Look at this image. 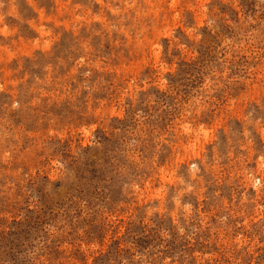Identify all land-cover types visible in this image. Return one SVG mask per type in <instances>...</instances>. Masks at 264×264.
<instances>
[{
    "label": "clouds",
    "instance_id": "9594fccd",
    "mask_svg": "<svg viewBox=\"0 0 264 264\" xmlns=\"http://www.w3.org/2000/svg\"><path fill=\"white\" fill-rule=\"evenodd\" d=\"M25 3L0 0V264H264V0Z\"/></svg>",
    "mask_w": 264,
    "mask_h": 264
},
{
    "label": "rangeland",
    "instance_id": "374dc122",
    "mask_svg": "<svg viewBox=\"0 0 264 264\" xmlns=\"http://www.w3.org/2000/svg\"><path fill=\"white\" fill-rule=\"evenodd\" d=\"M8 3H9V0H4V4L6 5L4 11H8V7H7ZM15 8L19 12V14L25 18H28L31 15V10L28 8L27 4L25 3V0H16ZM185 11H186L185 18L190 24L193 20V13L190 11H187V9ZM8 23L10 24L11 27L18 26V21L9 19ZM24 27L26 28V26Z\"/></svg>",
    "mask_w": 264,
    "mask_h": 264
}]
</instances>
